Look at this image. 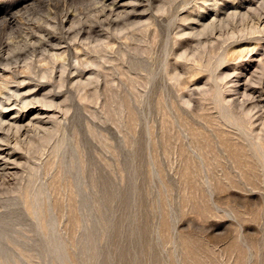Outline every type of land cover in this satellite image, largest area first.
Listing matches in <instances>:
<instances>
[{
    "label": "rangeland",
    "instance_id": "1",
    "mask_svg": "<svg viewBox=\"0 0 264 264\" xmlns=\"http://www.w3.org/2000/svg\"><path fill=\"white\" fill-rule=\"evenodd\" d=\"M0 102V264H264V0H0Z\"/></svg>",
    "mask_w": 264,
    "mask_h": 264
},
{
    "label": "bare ground",
    "instance_id": "2",
    "mask_svg": "<svg viewBox=\"0 0 264 264\" xmlns=\"http://www.w3.org/2000/svg\"><path fill=\"white\" fill-rule=\"evenodd\" d=\"M50 41V40H49ZM50 44V43H49ZM49 44H47V43H45V45L46 46H49ZM55 46V45H54ZM54 46H51V47H54ZM68 54L70 55L71 54V51L68 49ZM54 56H56V54L54 55ZM58 56V55H57ZM56 56V57H57ZM59 57H60V55H59ZM78 58V57H77ZM57 59V58H56ZM69 59H71V58H69ZM74 60V59H73ZM70 61V60H69ZM80 64H81V62H80ZM78 66V65H77ZM68 67V66H67ZM75 67V66H74ZM77 68V67H76ZM52 69H54V68H52ZM61 69H63V68H61ZM60 69V70H61ZM66 69V68H65ZM65 69H63V70H61L62 71V77L67 73V69L65 70ZM78 69V68H77ZM76 69V70H77ZM80 70V69H79ZM75 72V71H74ZM76 73H77V71H76ZM64 78V77H63ZM62 78V79H63ZM64 79H66V78H64ZM10 98V97H9ZM0 105H2V102H0ZM24 105H26V103H24ZM2 124H3V122H0V129L2 128ZM15 124V123H14ZM20 131V127L19 126H17V132H19ZM8 159V158H7Z\"/></svg>",
    "mask_w": 264,
    "mask_h": 264
}]
</instances>
